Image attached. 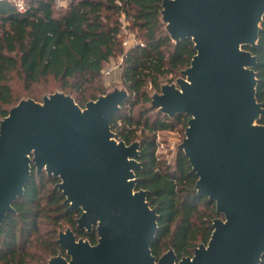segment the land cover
Masks as SVG:
<instances>
[{
  "label": "water",
  "instance_id": "1",
  "mask_svg": "<svg viewBox=\"0 0 264 264\" xmlns=\"http://www.w3.org/2000/svg\"><path fill=\"white\" fill-rule=\"evenodd\" d=\"M160 22L173 44L189 39L194 55L172 83L149 95V108L186 117L178 145L196 176L194 191L214 205L211 234L192 254L151 245L158 214L136 190L140 142L126 144L110 121L129 93L114 87L80 107L56 91L21 99L0 119V227L24 196L32 168L58 182L75 230L47 264H261L264 256V106L257 101V59L264 0H162ZM62 252L64 254H62Z\"/></svg>",
  "mask_w": 264,
  "mask_h": 264
},
{
  "label": "trees",
  "instance_id": "2",
  "mask_svg": "<svg viewBox=\"0 0 264 264\" xmlns=\"http://www.w3.org/2000/svg\"><path fill=\"white\" fill-rule=\"evenodd\" d=\"M17 1L0 0V119L20 100L10 85L12 76L28 92L52 79L60 92L83 107L106 92L100 82L104 65L121 57V82L129 97L110 127L127 145L140 142L142 168L136 174V190L148 192L147 201L158 214L151 252L156 258L170 248L178 258L191 255L210 237L211 222L217 217L214 205L194 191L196 176L183 153L177 151L171 165L156 156L154 140L157 131L184 128L186 117L170 120L144 109L148 88L158 91L163 79L188 66L194 55L191 40L171 42L160 22L162 0H67L64 10L55 8L56 0H22L23 13L17 11ZM121 17L141 40L126 51L119 40ZM249 50L257 59L256 98L264 106V18L258 45ZM150 112H155L152 119ZM57 182L32 168L24 196L13 203L15 213L7 215L0 227V264H47L61 252L57 234L67 227L77 238L95 244L94 230L90 234L75 230L80 212L63 205Z\"/></svg>",
  "mask_w": 264,
  "mask_h": 264
},
{
  "label": "rangeland",
  "instance_id": "3",
  "mask_svg": "<svg viewBox=\"0 0 264 264\" xmlns=\"http://www.w3.org/2000/svg\"><path fill=\"white\" fill-rule=\"evenodd\" d=\"M68 6L67 0H56V9L57 10H64ZM121 22V32L119 35V40L121 41L122 48L124 51L128 50L129 48L133 47L136 44L141 42L138 32L133 30L130 27V24L123 18H120ZM122 58L117 57L115 59L110 60L102 70L101 76V84L105 88L106 91L114 87H124L123 83L121 82V66ZM179 76V73L171 76L169 75L165 79H163L162 83H172L175 79ZM171 81V82H169ZM10 85L14 94L21 99L31 98L37 102H40L42 97L45 95L52 94L56 91H59L58 85L52 80L48 79L45 82H42L38 85H35L31 88V90L25 91L21 85V83L16 79L15 76L11 77ZM154 90L148 88L149 95L152 94ZM137 109L139 106L135 107L133 110V114L137 115ZM145 110H152L149 108V105L146 104L144 107ZM156 112V110H155ZM154 112V113H155ZM153 112H150L148 116L153 118ZM157 113V112H156ZM184 137V128L179 125H175L171 130H161L157 131L154 136V140L156 143V156L164 160L171 165L175 161V156L177 153V147L181 143ZM138 141V140H137Z\"/></svg>",
  "mask_w": 264,
  "mask_h": 264
},
{
  "label": "built area",
  "instance_id": "4",
  "mask_svg": "<svg viewBox=\"0 0 264 264\" xmlns=\"http://www.w3.org/2000/svg\"><path fill=\"white\" fill-rule=\"evenodd\" d=\"M16 8L19 13H23L25 11V4L22 0H18L16 2Z\"/></svg>",
  "mask_w": 264,
  "mask_h": 264
}]
</instances>
